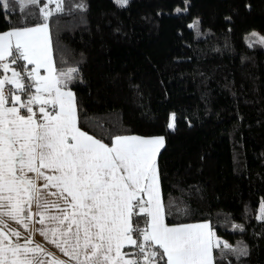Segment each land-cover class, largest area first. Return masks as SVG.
<instances>
[{
    "label": "trees",
    "instance_id": "1",
    "mask_svg": "<svg viewBox=\"0 0 264 264\" xmlns=\"http://www.w3.org/2000/svg\"><path fill=\"white\" fill-rule=\"evenodd\" d=\"M64 8L50 18V36L56 67L78 69L69 87L80 127L109 146L117 135L163 136L166 222L207 221L233 248L246 246L239 258L214 249V264H264V48L246 42L264 33V0H64ZM24 15L10 0L0 32L23 26Z\"/></svg>",
    "mask_w": 264,
    "mask_h": 264
},
{
    "label": "snow or ice",
    "instance_id": "2",
    "mask_svg": "<svg viewBox=\"0 0 264 264\" xmlns=\"http://www.w3.org/2000/svg\"><path fill=\"white\" fill-rule=\"evenodd\" d=\"M15 3L23 26L0 32V264H46L42 257L51 254L41 245L5 231L6 218L28 229L35 216L39 233L76 264H214V249L247 255L246 246L222 242L210 222H166L171 205L157 163L164 137L117 135L109 146L80 127L69 87L78 69L56 67L50 36L49 20L65 12L64 0ZM0 9L10 10V0H0ZM28 18L39 22L29 26ZM167 127L175 128L174 113ZM51 188L57 199L49 201Z\"/></svg>",
    "mask_w": 264,
    "mask_h": 264
},
{
    "label": "crops",
    "instance_id": "3",
    "mask_svg": "<svg viewBox=\"0 0 264 264\" xmlns=\"http://www.w3.org/2000/svg\"><path fill=\"white\" fill-rule=\"evenodd\" d=\"M41 74L42 75L44 74V70H41ZM5 93L7 94V87H5ZM129 136H140V135H129ZM141 137L146 138L148 136H141ZM42 171H46V170H42ZM29 175L31 176L33 174L29 173ZM42 183H44L42 179L37 181L38 185ZM55 191H57L55 188L44 190L47 200L52 201V200L57 199V197H54L49 194L50 192H55ZM32 211L35 213L37 209L33 207ZM38 220H39V216L33 217L32 221L29 223V228L24 229L21 225L17 224L14 221L8 220L6 218L7 228L5 229V231H7L8 228L18 229L22 233L21 242H23V239L25 238H31L34 241V245L35 244L41 245L45 249L46 253L51 254V255H44L42 257L46 261V264H55V261L57 260H63L66 262V264H76V261L72 260L70 256L66 255L55 244L51 243L50 239H46L45 236L39 233L38 229L41 228L42 226L38 223ZM47 223L48 221H46V224ZM200 223H203V222H200ZM51 226H54V224Z\"/></svg>",
    "mask_w": 264,
    "mask_h": 264
},
{
    "label": "rangeland",
    "instance_id": "4",
    "mask_svg": "<svg viewBox=\"0 0 264 264\" xmlns=\"http://www.w3.org/2000/svg\"><path fill=\"white\" fill-rule=\"evenodd\" d=\"M114 2H115V0H114ZM116 3V2H115ZM129 3V0H128V2H127V4ZM117 4V3H116ZM126 4V5H127ZM118 5V4H117ZM125 5V6H126ZM118 6H120V5H118ZM50 7H52V8H54L55 7V5L53 4V5H50ZM122 7H124V6H122ZM179 9V11H177ZM183 11H185V9L184 8H182V7H177V8H175V13H180V12H183ZM252 33H257L258 34V36L259 37H264V33L263 32H261V31H258V30H253V31H251V32H249L247 35H246V42H247V44H249V45H252L255 41H256V37H253L251 34ZM258 43V42H257ZM261 44V43H260ZM262 45V44H261ZM263 46V48H264V45H262ZM11 73H8V75H10ZM173 114V113H172ZM152 137H160V136H148V137H146V138H152ZM163 137V136H162ZM165 141V140H164ZM163 146H164V143H163ZM162 146V147H163ZM162 147L160 148V150H159V152L161 151V149H162ZM158 155H159V153H158ZM157 158H158V156H157ZM161 186V185H160ZM161 188V187H160ZM262 202H264V200H261V202H260V205H259V208H258V213H257V218L259 219V220H264V219H261V218H259V216H260V207H261V204H262ZM192 224H196V223H192ZM215 232V231H214ZM215 235L222 241V242H227L228 244H230L229 243V241L228 240H226L225 238H223V237H220V236H218L216 233H215ZM214 254V253H213Z\"/></svg>",
    "mask_w": 264,
    "mask_h": 264
}]
</instances>
